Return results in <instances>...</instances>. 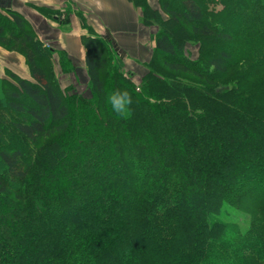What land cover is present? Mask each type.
I'll return each instance as SVG.
<instances>
[{"label": "trees", "instance_id": "trees-1", "mask_svg": "<svg viewBox=\"0 0 264 264\" xmlns=\"http://www.w3.org/2000/svg\"><path fill=\"white\" fill-rule=\"evenodd\" d=\"M128 1L158 26L149 70L137 91L88 28L87 95L0 9V46L28 70L0 76V264H264V0Z\"/></svg>", "mask_w": 264, "mask_h": 264}, {"label": "crops", "instance_id": "crops-1", "mask_svg": "<svg viewBox=\"0 0 264 264\" xmlns=\"http://www.w3.org/2000/svg\"><path fill=\"white\" fill-rule=\"evenodd\" d=\"M149 3L157 6L156 0ZM0 9L18 11L45 44L65 52L75 66L72 72L61 73L65 85L87 83L81 36L88 28L110 41L115 51H121L135 64L148 59L153 48L152 36L157 31L155 25L142 23L140 8L128 0H0ZM0 51L4 53L1 46ZM18 55L24 62L23 56Z\"/></svg>", "mask_w": 264, "mask_h": 264}, {"label": "rangeland", "instance_id": "rangeland-1", "mask_svg": "<svg viewBox=\"0 0 264 264\" xmlns=\"http://www.w3.org/2000/svg\"><path fill=\"white\" fill-rule=\"evenodd\" d=\"M156 4H157V0H156ZM152 25H155L156 29H158V26L156 24H152ZM152 39H153V36H152ZM108 43L110 45L109 49L113 53L112 54V56H113L112 62L114 65V69L119 71V73L122 72L125 76H127L130 79V81H132L135 89L137 91H139V88H140L142 81H143V77L149 70L147 62L150 59V56L152 54V50L150 52V56L148 57V59L144 63L135 64V63H132V61L127 60L128 58H126L121 51H119L120 53L118 51H115V49L111 46L110 41H108ZM153 44H154V42H153ZM197 46H198L197 43H192V42H187V44H186V47L188 49H190L193 56H195L197 54ZM2 49L4 50V53L0 51V76H2L4 74V68L5 67H11V66H14V68L16 70H18L21 73L24 72L27 75L28 74L27 66L19 58L18 53L16 54V52L8 51L3 47H2ZM120 50H123V48H120ZM69 65H70V67L68 68V70L65 72H62V73L67 74V73H70L73 70H75V66L72 65V63H70ZM59 75L61 77V72L58 71V77H59ZM60 80L62 81V85H65L62 77ZM61 81H59V82L61 83ZM72 86H73L74 90L77 91L78 93L82 92V93H84V95L88 94L86 83H84L83 81L77 82L76 84H73ZM67 94L72 95L73 94L72 90H68ZM101 202L102 201L99 200L95 203L99 204ZM74 206L77 207V205H74ZM93 208L94 209L97 208L96 204L94 205ZM248 219H249V217L246 219V221ZM10 220H12V219H10L9 213L7 211H5L4 208H2V206H0V224L1 225L7 224L10 222Z\"/></svg>", "mask_w": 264, "mask_h": 264}, {"label": "clouds", "instance_id": "clouds-1", "mask_svg": "<svg viewBox=\"0 0 264 264\" xmlns=\"http://www.w3.org/2000/svg\"><path fill=\"white\" fill-rule=\"evenodd\" d=\"M107 103L120 118L127 119L131 116L130 105L132 97L127 90H115L108 94Z\"/></svg>", "mask_w": 264, "mask_h": 264}]
</instances>
